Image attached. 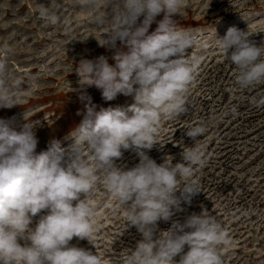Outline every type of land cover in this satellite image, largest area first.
I'll return each mask as SVG.
<instances>
[{
  "label": "clouds",
  "instance_id": "9594fccd",
  "mask_svg": "<svg viewBox=\"0 0 264 264\" xmlns=\"http://www.w3.org/2000/svg\"><path fill=\"white\" fill-rule=\"evenodd\" d=\"M75 2L103 29L106 38L100 45L115 50L114 64L103 55L80 60L76 72L82 86L100 90L104 101L124 95L134 102L97 110L91 97L82 94L87 102L83 119L69 134L73 142L62 148L51 141L38 154L35 125L27 121L17 130L13 120L0 119V264H103L96 252L70 245L74 237L90 243L97 227L91 200L101 180L124 213L126 227H135L141 236L121 264H224L220 250L231 240L215 215L201 207L183 222L173 219L182 204L190 206L201 192L192 177L193 167L205 164L203 151L190 147L175 164L174 158L157 164L145 151L157 144L163 118H178L188 110L186 98L199 60L187 53L204 42L173 19L186 7L185 0ZM39 15L53 23L59 19L48 7L40 8ZM153 22L157 27L149 32ZM249 36L247 30L229 27L215 38L235 66L241 90L264 83V47ZM11 51L0 47V108L18 105ZM254 103L264 106V99ZM205 130L201 124L186 134L195 141ZM122 150L134 151L139 162L127 170L117 165ZM41 212L46 214L29 227ZM161 221L170 227L161 230Z\"/></svg>",
  "mask_w": 264,
  "mask_h": 264
},
{
  "label": "rangeland",
  "instance_id": "374dc122",
  "mask_svg": "<svg viewBox=\"0 0 264 264\" xmlns=\"http://www.w3.org/2000/svg\"><path fill=\"white\" fill-rule=\"evenodd\" d=\"M185 3L173 19L204 42L187 53L199 60L186 98L188 110L178 118H163L157 144L145 151L157 164L172 158L175 164L190 147L200 148L205 164L193 167L192 179L199 183L201 192L190 206L182 204L183 211L173 219L183 222L203 207L215 215L231 240V246L220 250L224 264H264V106L254 103L264 99V83L239 89L235 66L224 58L215 39L222 38L229 27H236L247 30L249 39L264 47V0ZM42 7L54 10L58 21L43 20L39 15ZM156 27L153 22L149 32ZM102 31L92 23L91 13L75 0H0V47L12 50L9 66L18 104L0 108V119L13 120L17 130L27 121L35 125L37 154L47 151L51 141H59L62 148L73 142L69 134L83 119L87 102L80 99L82 94L91 97L97 110L134 102L132 96L124 95L104 101L100 90L82 86L84 81L76 72L81 59L103 55L109 64L115 63V50L100 45L106 38ZM117 47H122L119 42ZM201 124L206 130L193 141L186 133ZM122 152L115 163L125 170L139 162L134 151ZM103 185L101 180L91 200L97 225L91 244L74 237L70 245L96 252L103 264H121L141 236L135 227H126L124 213ZM43 214L46 212L32 217L29 227L34 228ZM169 227L170 222H159L161 230Z\"/></svg>",
  "mask_w": 264,
  "mask_h": 264
}]
</instances>
